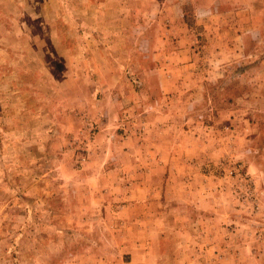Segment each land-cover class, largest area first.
Returning <instances> with one entry per match:
<instances>
[{
    "label": "rangeland",
    "instance_id": "374dc122",
    "mask_svg": "<svg viewBox=\"0 0 264 264\" xmlns=\"http://www.w3.org/2000/svg\"><path fill=\"white\" fill-rule=\"evenodd\" d=\"M0 264H264V0H0Z\"/></svg>",
    "mask_w": 264,
    "mask_h": 264
}]
</instances>
